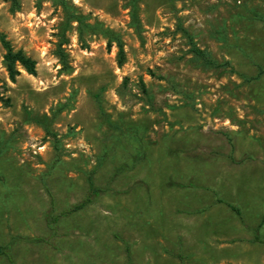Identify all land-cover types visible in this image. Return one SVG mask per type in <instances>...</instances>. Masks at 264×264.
<instances>
[{"label":"rangeland","instance_id":"obj_1","mask_svg":"<svg viewBox=\"0 0 264 264\" xmlns=\"http://www.w3.org/2000/svg\"><path fill=\"white\" fill-rule=\"evenodd\" d=\"M0 32L37 70L0 41V264H264V0H0Z\"/></svg>","mask_w":264,"mask_h":264},{"label":"trees","instance_id":"obj_2","mask_svg":"<svg viewBox=\"0 0 264 264\" xmlns=\"http://www.w3.org/2000/svg\"><path fill=\"white\" fill-rule=\"evenodd\" d=\"M79 21L81 22L82 20L79 18ZM111 36H114V34L110 31H108ZM0 41L5 49V55H4V62L7 67V70L9 71L10 75L12 77L15 76V74L18 73L17 66L22 65L25 70L30 73V74H36V61L27 56L23 51L21 50H15L11 41L6 37L5 34L0 32ZM114 41H116L117 46H118V60L119 64L123 65L126 61V52L124 48L123 42L118 38H114ZM195 53L199 56H205L204 52L201 50H195ZM101 189L98 188L97 186L94 185V182L91 180L90 181V190H89V195L80 203L74 205L71 210L65 212L69 213L70 211H76L84 208L87 203L91 202L92 196H97L100 193ZM237 213H241L240 210L232 206ZM54 221L57 222L56 218H53Z\"/></svg>","mask_w":264,"mask_h":264}]
</instances>
